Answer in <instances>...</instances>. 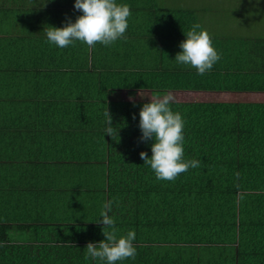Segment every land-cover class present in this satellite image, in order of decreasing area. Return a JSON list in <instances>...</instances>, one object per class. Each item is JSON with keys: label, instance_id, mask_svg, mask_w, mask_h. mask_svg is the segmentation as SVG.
Segmentation results:
<instances>
[{"label": "trees", "instance_id": "16d2710c", "mask_svg": "<svg viewBox=\"0 0 264 264\" xmlns=\"http://www.w3.org/2000/svg\"><path fill=\"white\" fill-rule=\"evenodd\" d=\"M116 2L130 6L125 38L89 50L47 42L83 15L75 0H0V264H106L85 255L106 241L108 201L118 236L136 234L135 258L116 264H264V103L172 101L200 167L163 181L140 158L151 100H112L264 94V38L210 35L221 59L198 75L175 61L196 13Z\"/></svg>", "mask_w": 264, "mask_h": 264}, {"label": "clouds", "instance_id": "9594fccd", "mask_svg": "<svg viewBox=\"0 0 264 264\" xmlns=\"http://www.w3.org/2000/svg\"><path fill=\"white\" fill-rule=\"evenodd\" d=\"M74 8L83 13L75 23L69 21L62 28L49 26L44 29L49 44L63 49L80 41L91 50L97 43L110 46L125 38L128 18L131 16L129 5L117 4L116 0H75ZM180 48L182 51L176 55L175 61L195 68L198 75L210 72L213 65L221 59L213 47L212 37L199 23L192 25ZM172 101L173 96L170 94H156L151 102L143 105L139 113L141 140H154L151 158H148L146 152H141L140 158L145 161L144 164L150 166L156 179L163 181H174L190 168L200 167V161L184 159V121L180 113L171 110ZM105 116V132L112 137L115 129L111 126L112 119L108 109ZM112 204L113 201L104 203L100 212L102 220L99 223L103 225L102 233L106 241L88 243L85 259H99L106 261V264H116L117 261L134 259L136 256L133 245L135 231H128L126 236H118L115 219L109 215Z\"/></svg>", "mask_w": 264, "mask_h": 264}, {"label": "rangeland", "instance_id": "374dc122", "mask_svg": "<svg viewBox=\"0 0 264 264\" xmlns=\"http://www.w3.org/2000/svg\"><path fill=\"white\" fill-rule=\"evenodd\" d=\"M262 7L260 6V3ZM163 9L196 13L203 30L212 36L242 38L264 35V0H157ZM258 7L259 12L251 11ZM249 8V10H248ZM174 102L264 103V94L170 93ZM152 100L149 93L129 98L125 93L113 101Z\"/></svg>", "mask_w": 264, "mask_h": 264}, {"label": "crops", "instance_id": "0c3cea01", "mask_svg": "<svg viewBox=\"0 0 264 264\" xmlns=\"http://www.w3.org/2000/svg\"><path fill=\"white\" fill-rule=\"evenodd\" d=\"M260 3V2H259ZM262 4L263 3H260V6L262 7ZM248 10H249V8H248ZM259 9H258V7L256 6V8L254 9H252L251 11H253V12H259L258 11ZM264 9H262V11H263ZM264 33V32H263ZM228 38H235V37H228ZM249 38H264V35H258V36H248V37H242V39H249ZM237 39H240V38H237Z\"/></svg>", "mask_w": 264, "mask_h": 264}]
</instances>
